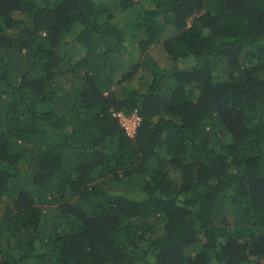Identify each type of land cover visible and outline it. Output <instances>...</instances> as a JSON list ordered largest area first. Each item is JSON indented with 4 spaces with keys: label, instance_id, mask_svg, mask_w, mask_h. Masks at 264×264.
Returning a JSON list of instances; mask_svg holds the SVG:
<instances>
[{
    "label": "trees",
    "instance_id": "obj_1",
    "mask_svg": "<svg viewBox=\"0 0 264 264\" xmlns=\"http://www.w3.org/2000/svg\"><path fill=\"white\" fill-rule=\"evenodd\" d=\"M0 264H264V0H0Z\"/></svg>",
    "mask_w": 264,
    "mask_h": 264
},
{
    "label": "rangeland",
    "instance_id": "obj_2",
    "mask_svg": "<svg viewBox=\"0 0 264 264\" xmlns=\"http://www.w3.org/2000/svg\"><path fill=\"white\" fill-rule=\"evenodd\" d=\"M143 3L146 4L147 1H143ZM122 13L123 12H120V14L117 17V19H118L120 24H122L125 21L124 18H123L124 15ZM133 47H131L130 50L125 51L126 54L121 59H119L118 64L115 66L116 71L118 70L116 72V74L122 75V73L120 74V70H122V69H124V68H126L128 66L127 60L130 57L134 58L136 56V49H135L136 47H134V48ZM162 49H163L162 44H159L157 46L152 47L151 51H152V54H154L155 58H157V60L160 62V64L163 67H165V66L168 65L169 61H168V59H166L167 56L164 54ZM162 52H163V54H162ZM147 82H148L147 73L145 74L142 71H139L136 74V78H135L133 84L138 86V85L145 84V83L147 84ZM138 87H140V86H138ZM125 188H126V185L123 184V185L116 186L115 190H124ZM129 192H131V191H129ZM44 206L48 208L47 204H44Z\"/></svg>",
    "mask_w": 264,
    "mask_h": 264
},
{
    "label": "built area",
    "instance_id": "obj_3",
    "mask_svg": "<svg viewBox=\"0 0 264 264\" xmlns=\"http://www.w3.org/2000/svg\"><path fill=\"white\" fill-rule=\"evenodd\" d=\"M120 117V123L126 129L127 133L134 137L137 133L138 127L141 124L142 118L138 115L137 112H134L131 115H126L124 113L118 114Z\"/></svg>",
    "mask_w": 264,
    "mask_h": 264
}]
</instances>
